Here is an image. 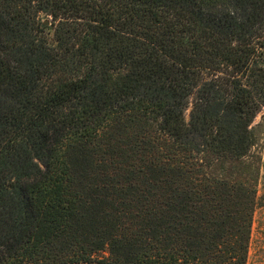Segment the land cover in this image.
Returning a JSON list of instances; mask_svg holds the SVG:
<instances>
[{
  "label": "trees",
  "instance_id": "trees-1",
  "mask_svg": "<svg viewBox=\"0 0 264 264\" xmlns=\"http://www.w3.org/2000/svg\"><path fill=\"white\" fill-rule=\"evenodd\" d=\"M262 110L264 0H0V264H247Z\"/></svg>",
  "mask_w": 264,
  "mask_h": 264
},
{
  "label": "rangeland",
  "instance_id": "rangeland-1",
  "mask_svg": "<svg viewBox=\"0 0 264 264\" xmlns=\"http://www.w3.org/2000/svg\"><path fill=\"white\" fill-rule=\"evenodd\" d=\"M252 128L256 135L252 154L260 163V176L257 187L258 205L254 214L247 264H264V110L257 116ZM109 257L107 253H101L93 258V262L97 264L103 261V264H109L110 262L107 261Z\"/></svg>",
  "mask_w": 264,
  "mask_h": 264
},
{
  "label": "water",
  "instance_id": "water-1",
  "mask_svg": "<svg viewBox=\"0 0 264 264\" xmlns=\"http://www.w3.org/2000/svg\"><path fill=\"white\" fill-rule=\"evenodd\" d=\"M45 24H48V22H45Z\"/></svg>",
  "mask_w": 264,
  "mask_h": 264
}]
</instances>
